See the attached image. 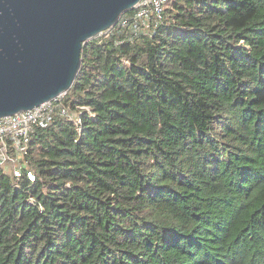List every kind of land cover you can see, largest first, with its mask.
Here are the masks:
<instances>
[{
  "label": "trees",
  "instance_id": "16d2710c",
  "mask_svg": "<svg viewBox=\"0 0 264 264\" xmlns=\"http://www.w3.org/2000/svg\"><path fill=\"white\" fill-rule=\"evenodd\" d=\"M124 15L0 165V264H264V0Z\"/></svg>",
  "mask_w": 264,
  "mask_h": 264
},
{
  "label": "water",
  "instance_id": "95a60500",
  "mask_svg": "<svg viewBox=\"0 0 264 264\" xmlns=\"http://www.w3.org/2000/svg\"><path fill=\"white\" fill-rule=\"evenodd\" d=\"M139 0H0V118L65 94L81 48Z\"/></svg>",
  "mask_w": 264,
  "mask_h": 264
},
{
  "label": "built area",
  "instance_id": "2783aa9c",
  "mask_svg": "<svg viewBox=\"0 0 264 264\" xmlns=\"http://www.w3.org/2000/svg\"><path fill=\"white\" fill-rule=\"evenodd\" d=\"M166 2L167 0H139L132 9V19L140 23L141 26H145L146 21L151 17L160 19ZM127 20L128 16L122 14L116 24L120 23L121 26H124ZM110 28L99 33L97 36L106 33ZM63 95L61 94L51 100L45 101L32 109L0 118L1 166L10 165L13 174L19 176L22 170L20 157L25 150V141L33 128L47 123L55 113L71 118L72 114L61 103ZM79 109L87 110V107L81 106ZM77 130L79 131L80 129L77 128ZM26 175L30 180L34 179V175L31 172H26Z\"/></svg>",
  "mask_w": 264,
  "mask_h": 264
},
{
  "label": "rangeland",
  "instance_id": "374dc122",
  "mask_svg": "<svg viewBox=\"0 0 264 264\" xmlns=\"http://www.w3.org/2000/svg\"><path fill=\"white\" fill-rule=\"evenodd\" d=\"M10 168H11L10 165H8V164L5 165V169H6V170H10Z\"/></svg>",
  "mask_w": 264,
  "mask_h": 264
}]
</instances>
